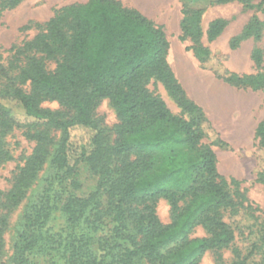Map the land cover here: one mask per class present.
Returning <instances> with one entry per match:
<instances>
[{
    "label": "trees",
    "instance_id": "16d2710c",
    "mask_svg": "<svg viewBox=\"0 0 264 264\" xmlns=\"http://www.w3.org/2000/svg\"><path fill=\"white\" fill-rule=\"evenodd\" d=\"M22 1L4 0L2 9ZM181 2V38L193 41L196 57L205 63L211 54L200 41L203 11L191 8L192 0ZM245 8L263 10L264 0L246 2ZM226 25L224 19L213 20L208 40L218 39ZM249 38L264 39V23L257 17L230 40V47L236 49ZM169 49L164 28L140 10L120 0H88L60 9L18 51L25 58L16 79L29 82L31 89L9 79L0 91V164L12 158L2 138L22 125L5 101L23 109L26 136L35 146L13 173L10 188L0 190V256L10 214L47 164L46 176L24 211L12 264H200L207 251L233 244L235 232L224 212L237 216L246 197L240 181L220 174L213 146L222 142H208L209 120L178 80ZM252 60L260 68L264 51L256 48ZM48 61L55 63L54 69H48ZM222 77L238 88L264 89V73L225 71ZM157 83L181 114L150 89ZM101 99L112 102L120 120L110 165L103 159L107 143L100 122L93 117ZM45 100L57 101L61 109L42 107ZM78 128L91 133L89 144L80 149L74 148L73 130ZM59 129L63 137L53 150V132ZM256 137L264 149V119ZM83 168L96 179L87 192L80 180ZM256 182L264 184V170ZM161 198L171 206L169 224L157 214ZM58 216L62 221L53 228ZM198 226L208 235L191 238ZM256 248L245 257L234 249L231 264H247ZM217 264H224L222 256Z\"/></svg>",
    "mask_w": 264,
    "mask_h": 264
},
{
    "label": "rangeland",
    "instance_id": "374dc122",
    "mask_svg": "<svg viewBox=\"0 0 264 264\" xmlns=\"http://www.w3.org/2000/svg\"><path fill=\"white\" fill-rule=\"evenodd\" d=\"M0 0V91L6 88L9 79L17 84L16 77L23 64L24 54L18 51L24 44L32 40L46 23L62 8L70 5H81L88 0H23L13 8L2 9ZM125 6L140 10L155 23L162 26L170 42L168 61L188 96L204 110L209 120L208 142H216L213 146L217 153L218 170L228 180L235 178L241 182L240 191L246 197L240 213L232 217L230 211L224 212V219L235 232V240L229 248L221 251H207L200 264H217L222 256L224 264L235 260L234 249H238L243 257L248 256L253 245L257 248L248 258L247 264H264V184L256 182L257 174L264 170V149L256 137L258 124L264 119V89L238 88L223 79L225 71L240 76L264 73V60L257 68L252 60L256 48L264 51V39L249 38L242 41L236 49L230 47V40L239 35L253 17L264 23L263 10H248L245 3H258L260 0H232L218 3V0H192L191 8L201 9V45L208 49L210 58L201 63L193 51V41L182 39V2L181 0H120ZM227 22L222 34L213 42L207 38L209 24L215 19ZM55 68V63L48 61V69ZM3 69L5 73H3ZM30 91V83L20 84ZM150 89L156 91L167 102L175 114L181 109L171 98L161 83L151 84ZM206 90V92H205ZM16 119L22 124L13 127L2 138L5 146L11 151L12 158L0 164V190L10 188V179L18 166L23 165L25 158L31 154L35 142L26 136L28 130L23 125L28 118L16 102H7ZM44 108L61 109L57 101L45 100ZM93 117L100 122L107 150L104 153L105 164L114 163L112 147L116 142V133L120 120L117 111L109 99L99 100L93 108ZM56 148L61 142L62 130H55ZM75 147L87 145L91 133L87 129H74ZM49 164L38 174L26 198L9 216V224L4 232L5 247L0 256V264H12L13 246L23 228V215L32 200L35 190L42 184ZM80 180L83 192L95 185L92 174L82 169ZM233 189V186H232ZM157 214L165 224L172 222V211L168 200L161 198L157 203ZM58 216L52 221L53 228L61 223ZM202 226L196 227L191 238L207 236ZM148 264V263H147Z\"/></svg>",
    "mask_w": 264,
    "mask_h": 264
},
{
    "label": "bare ground",
    "instance_id": "6f19581e",
    "mask_svg": "<svg viewBox=\"0 0 264 264\" xmlns=\"http://www.w3.org/2000/svg\"><path fill=\"white\" fill-rule=\"evenodd\" d=\"M205 92H206V90H205Z\"/></svg>",
    "mask_w": 264,
    "mask_h": 264
}]
</instances>
